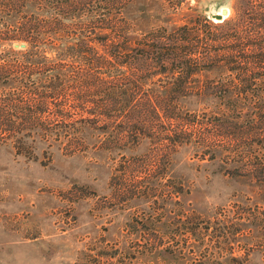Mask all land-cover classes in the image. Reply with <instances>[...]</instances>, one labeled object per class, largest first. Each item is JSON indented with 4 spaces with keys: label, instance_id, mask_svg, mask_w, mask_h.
I'll return each mask as SVG.
<instances>
[{
    "label": "rangeland",
    "instance_id": "1",
    "mask_svg": "<svg viewBox=\"0 0 264 264\" xmlns=\"http://www.w3.org/2000/svg\"><path fill=\"white\" fill-rule=\"evenodd\" d=\"M232 2L186 0L175 6L174 0H131L122 16L129 25L127 36L134 39L156 27L170 30L196 15L216 22L211 14L222 7L229 14ZM49 4L28 0L22 11L47 19ZM49 40L39 47L70 45ZM19 44L11 47L30 45ZM8 47L4 43L0 49ZM151 64L132 70L157 84L177 76ZM219 72H195L188 85L218 79ZM179 104L188 114L200 113L214 110L216 100L189 94ZM164 120L155 127L167 128ZM82 133L83 149L61 133L58 138L48 133L43 140L33 134L25 142L28 147L18 149L10 141L0 144V264H264V221L257 213H264V183L233 171L234 164L223 162L220 154L211 158L196 141L182 142L170 155L152 156L155 138L112 148L105 134L91 128ZM136 181L157 189L121 186ZM171 181L182 191H168ZM246 211L250 220L238 224L239 213ZM167 245L175 253L163 251Z\"/></svg>",
    "mask_w": 264,
    "mask_h": 264
},
{
    "label": "trees",
    "instance_id": "2",
    "mask_svg": "<svg viewBox=\"0 0 264 264\" xmlns=\"http://www.w3.org/2000/svg\"><path fill=\"white\" fill-rule=\"evenodd\" d=\"M27 1L0 0V46H9L0 49V144L10 141L18 149L33 134L43 140L48 133L56 138L61 133L83 149L82 132L91 128L108 136L112 148L155 138L154 156L170 155L191 140L211 158L220 154L223 162H232L233 171L264 183V0H233L221 21L196 15L134 39L127 36L122 16L131 0H43L50 2L47 19L26 17ZM12 15L17 18L10 24L6 18ZM44 38L70 45L44 49L39 47ZM16 42L30 45L13 49ZM148 61L177 76L162 84L136 76L132 68ZM203 69L221 75L188 85L187 78ZM189 94L211 96L215 109L182 111L179 99ZM162 117L167 128L161 131L154 124ZM148 184L121 186L157 189ZM167 187L183 189L174 181ZM257 213L264 221V213ZM239 215L238 224L250 220L247 211ZM163 251L175 253L171 245Z\"/></svg>",
    "mask_w": 264,
    "mask_h": 264
},
{
    "label": "water",
    "instance_id": "3",
    "mask_svg": "<svg viewBox=\"0 0 264 264\" xmlns=\"http://www.w3.org/2000/svg\"><path fill=\"white\" fill-rule=\"evenodd\" d=\"M228 14L227 7H222L218 12H215L211 14V18L215 21H221L223 18H225ZM17 46V45H16ZM19 46H23V44H19Z\"/></svg>",
    "mask_w": 264,
    "mask_h": 264
}]
</instances>
